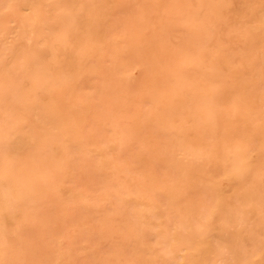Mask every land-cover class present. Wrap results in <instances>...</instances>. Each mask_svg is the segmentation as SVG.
I'll list each match as a JSON object with an SVG mask.
<instances>
[{
	"label": "bare ground",
	"instance_id": "1",
	"mask_svg": "<svg viewBox=\"0 0 264 264\" xmlns=\"http://www.w3.org/2000/svg\"><path fill=\"white\" fill-rule=\"evenodd\" d=\"M261 4L0 0V260L264 264Z\"/></svg>",
	"mask_w": 264,
	"mask_h": 264
},
{
	"label": "snow or ice",
	"instance_id": "2",
	"mask_svg": "<svg viewBox=\"0 0 264 264\" xmlns=\"http://www.w3.org/2000/svg\"><path fill=\"white\" fill-rule=\"evenodd\" d=\"M36 7V6H34ZM227 7V6H226ZM260 27L261 31L264 32V0H262L261 4V21H260ZM261 72H262V79H261V86H262V100H261V127L264 129V55H262L261 59ZM33 84L32 81H25L24 86L25 87H31ZM18 128H24L31 132V129H29V126L27 124L26 120H20L17 123ZM33 134L34 140H39L38 135L35 133ZM14 140V137H12L8 131L4 132V140L3 143L0 144V157H2L7 165H15L16 158L13 156L12 153V141ZM227 175L231 178H234L238 181H240L242 184H246L249 187L254 182V174L253 169L251 167L250 161H244L239 166L231 169L228 171ZM260 181H261V192H260V212L262 220H264V169L261 170L260 173ZM253 211V206L249 204L245 211L241 212L238 208H233L226 212H219V210H216L208 217V224L214 223L215 219L217 217H221L223 220V223L228 228L233 227H243L245 219L251 216ZM261 245L262 248H264V225H262V232H261ZM4 249V254L7 257L9 254V250L12 248L11 242L8 240L7 237H5L3 244L0 245ZM223 253L225 255H231L232 249L225 246L222 249ZM0 264H33V262L23 259H2L0 260ZM99 264H114V262L111 261H105V262H99ZM120 264H124V262H120ZM128 264H135V262H128ZM165 264H168V262H165ZM215 264H243V262L239 260H217Z\"/></svg>",
	"mask_w": 264,
	"mask_h": 264
}]
</instances>
